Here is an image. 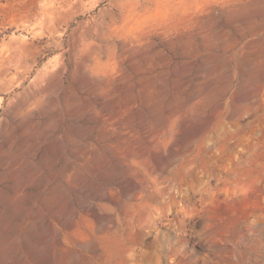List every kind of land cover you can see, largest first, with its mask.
I'll return each mask as SVG.
<instances>
[{
  "label": "rangeland",
  "instance_id": "obj_1",
  "mask_svg": "<svg viewBox=\"0 0 264 264\" xmlns=\"http://www.w3.org/2000/svg\"><path fill=\"white\" fill-rule=\"evenodd\" d=\"M0 264H264V0H0Z\"/></svg>",
  "mask_w": 264,
  "mask_h": 264
}]
</instances>
